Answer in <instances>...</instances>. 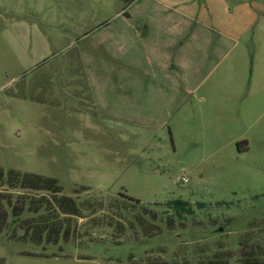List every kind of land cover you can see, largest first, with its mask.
Returning a JSON list of instances; mask_svg holds the SVG:
<instances>
[{
    "label": "rangeland",
    "instance_id": "1",
    "mask_svg": "<svg viewBox=\"0 0 264 264\" xmlns=\"http://www.w3.org/2000/svg\"><path fill=\"white\" fill-rule=\"evenodd\" d=\"M0 166L103 203L0 264L264 262V0H0Z\"/></svg>",
    "mask_w": 264,
    "mask_h": 264
},
{
    "label": "trees",
    "instance_id": "2",
    "mask_svg": "<svg viewBox=\"0 0 264 264\" xmlns=\"http://www.w3.org/2000/svg\"><path fill=\"white\" fill-rule=\"evenodd\" d=\"M83 191L87 188L83 187ZM77 201L76 198L64 194V186L59 179L42 174L23 172L15 168H4L0 166V236L9 227L10 220L14 223L22 222L26 226L25 235H31L36 244L41 242L44 236L48 242H52L55 236L63 235L67 240L72 238L76 230L75 218H83L85 211L96 213L97 206L103 208V203L96 204L90 200ZM134 199V198H133ZM140 203L139 199L135 200ZM167 209L175 210L178 216L191 215L195 213L192 203L183 198L171 199L165 203ZM202 208L204 203H198ZM138 206V205H137ZM135 206V207H137ZM142 216H137L139 225L144 232L151 228L148 220L147 208L143 207ZM33 214L31 219L23 216ZM23 218V219H22ZM158 216L153 215L152 220ZM74 225V226H73ZM120 226L122 223L120 222ZM56 243V241L54 242ZM203 264H229L228 259L211 260ZM244 264H264L257 257H248Z\"/></svg>",
    "mask_w": 264,
    "mask_h": 264
}]
</instances>
